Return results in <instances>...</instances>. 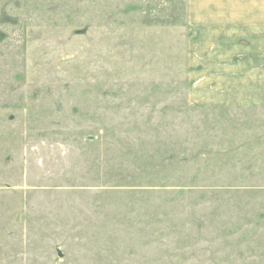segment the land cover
<instances>
[{
	"label": "rangeland",
	"instance_id": "obj_1",
	"mask_svg": "<svg viewBox=\"0 0 264 264\" xmlns=\"http://www.w3.org/2000/svg\"><path fill=\"white\" fill-rule=\"evenodd\" d=\"M189 4L0 0V264H264V103L189 99Z\"/></svg>",
	"mask_w": 264,
	"mask_h": 264
},
{
	"label": "crops",
	"instance_id": "obj_2",
	"mask_svg": "<svg viewBox=\"0 0 264 264\" xmlns=\"http://www.w3.org/2000/svg\"><path fill=\"white\" fill-rule=\"evenodd\" d=\"M186 20L190 29V50L210 46L209 71L190 60L189 99L196 100L203 90L215 92L203 98L204 104L239 108L237 105L264 103V0H189ZM197 57H200L196 55ZM219 68L227 65L222 74ZM213 69V71H212ZM241 70V71H240ZM224 71V70H223ZM214 74H210V73ZM221 72V73H220ZM243 74L246 86L240 88L237 75ZM228 79L221 78L222 75ZM235 77V78H234ZM236 79L235 82L232 80ZM192 91V92H191ZM210 99V100H209ZM209 100V101H208ZM230 106V107H229ZM237 106V107H234Z\"/></svg>",
	"mask_w": 264,
	"mask_h": 264
},
{
	"label": "water",
	"instance_id": "obj_3",
	"mask_svg": "<svg viewBox=\"0 0 264 264\" xmlns=\"http://www.w3.org/2000/svg\"><path fill=\"white\" fill-rule=\"evenodd\" d=\"M57 253H58V256H61L62 254L60 253V251H57Z\"/></svg>",
	"mask_w": 264,
	"mask_h": 264
}]
</instances>
